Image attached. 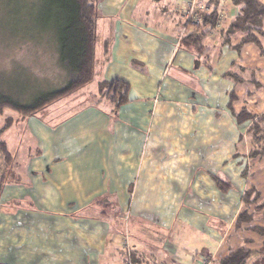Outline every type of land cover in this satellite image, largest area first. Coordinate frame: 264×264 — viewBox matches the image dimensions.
Returning <instances> with one entry per match:
<instances>
[{
  "label": "crops",
  "instance_id": "obj_1",
  "mask_svg": "<svg viewBox=\"0 0 264 264\" xmlns=\"http://www.w3.org/2000/svg\"><path fill=\"white\" fill-rule=\"evenodd\" d=\"M95 1L90 84L97 91L101 81L125 82L129 101L114 112L111 103L86 104L92 90L86 101L78 90L74 109L63 106L65 96L15 115L22 163L29 161L22 182L1 190L0 262L215 264L244 239L247 249L259 248L258 235L234 226L249 183L264 196V161L244 156L247 125H237L233 112H264V56L252 44L222 47L214 34L196 63L178 47L188 30L185 0ZM211 1L197 4L210 10ZM232 2L214 4L223 26L236 14ZM236 62L256 70L261 89L224 78ZM213 177L232 187L221 194ZM252 225H263L259 213Z\"/></svg>",
  "mask_w": 264,
  "mask_h": 264
},
{
  "label": "trees",
  "instance_id": "obj_2",
  "mask_svg": "<svg viewBox=\"0 0 264 264\" xmlns=\"http://www.w3.org/2000/svg\"><path fill=\"white\" fill-rule=\"evenodd\" d=\"M20 2V0H17ZM217 0L206 3L211 8L209 11H199V23L197 25L185 21L188 29L179 40L178 47L190 53L196 59V63L207 51L205 40L214 34L220 39L222 47L230 46L235 52L247 44H252L264 56V2L260 0H233L232 7L236 8V14L228 25L223 26V15L219 8L214 5ZM38 5L34 11L35 19L28 28L32 29L37 36L41 35L50 39V50L58 62L59 70L66 75L61 82L62 87L41 94L28 105L16 103L12 98L0 93V117L5 109L12 110L21 118L40 111L41 108L52 104V102L62 99L68 94H72L87 85L94 77L95 67V19L96 1L95 0H34ZM33 4V0H30ZM184 12V11H183ZM222 16V24L218 25V17ZM38 32H36V31ZM35 33L32 35L35 37ZM238 35L236 43L232 38ZM24 40V39H23ZM20 48L22 44H17ZM49 47V46H48ZM53 60V59H51ZM236 69L225 73L224 78L230 79L234 85L248 83L252 84L256 90L261 89V85L256 80V70L246 69L241 63H235ZM208 66V65H207ZM66 80V81H65ZM125 82L115 80L101 81L97 91L93 93L92 101L111 103L116 112L123 104L128 103V88ZM236 100L234 91L229 94L228 108L232 112V104ZM235 123L246 126L240 141L246 144L247 153L244 154L248 159H258L264 161V112L255 115L248 112L246 108H241L239 113L233 112ZM17 119L7 117L4 124L0 125V194L2 188L9 181L16 180L18 174L12 173L15 166L8 145L2 141V136L9 130ZM238 156V155H235ZM243 173V176H246ZM11 178L12 180L8 179ZM18 179V178H17ZM213 183L221 194H225L232 187L231 182H227L220 177H213ZM243 210L237 215L235 229L246 228L253 234H257L262 239L261 248L251 251L246 248L248 240L236 249L222 257L215 264H248L251 258L261 257L264 263V199L261 198L258 190L253 186L243 192L241 197ZM252 209V212H250ZM255 213H259L263 225H252ZM129 261V260H128ZM256 260L254 264H260ZM0 264H5L1 263ZM134 264V263H131Z\"/></svg>",
  "mask_w": 264,
  "mask_h": 264
},
{
  "label": "rangeland",
  "instance_id": "obj_3",
  "mask_svg": "<svg viewBox=\"0 0 264 264\" xmlns=\"http://www.w3.org/2000/svg\"><path fill=\"white\" fill-rule=\"evenodd\" d=\"M33 4L34 5L30 4V0H20V2L17 0H0V93L9 96L16 103L22 105H28V103H31L43 93L59 89L62 87V80L66 77V75L58 69V62L52 55L53 51L50 50L52 43L49 44L50 39L41 35L37 36L36 33L27 26L33 22V19H35L34 11L37 9L38 5L34 3V0ZM34 33L35 37L32 36ZM17 44H22L23 46L20 48ZM93 86L94 85L92 83L80 89L82 93L81 95H83L85 101L87 99V95H84V91L92 90V93H95L96 90H94ZM66 96H68L69 99L63 102V106L69 107V109H74L75 106H77V100L81 102V98L76 100L75 95L71 94ZM90 101H92V99L89 97V99L86 101V104ZM15 115L16 114L12 112V110L6 108L4 114L0 117V125L4 124V120L7 117L15 119ZM19 127L20 126L18 124H14L2 136V141L8 145L11 155L14 157V162L18 165L17 167L13 166L14 170L11 171L15 174H21L23 168L20 167H25L26 163L29 161L26 160L27 162L25 161L22 163V161L26 159V154L24 153L25 146L17 145L21 137V130ZM30 147L33 148L34 146ZM19 148L22 151H17ZM1 161L2 157L0 156V163ZM19 161H21L20 164ZM24 169L23 172L25 174L24 176L26 177V168ZM13 176H15L16 180L13 179V181H9L10 184H20V182H22L20 176ZM8 179L12 180L11 178ZM256 179L257 178H255V180ZM260 180L264 182V178ZM250 184L251 183H249V187L247 189L252 186L255 187V184ZM247 189H245V191ZM258 192L260 193V191ZM260 195L261 198L264 199L263 194L260 193ZM250 212H252V209H250ZM245 240L251 242L249 239H244V241ZM260 248L261 245L255 250H249L256 252V250ZM128 250L126 251L127 257H129L131 253L129 245ZM253 259L254 260L251 261L252 264H254L256 260H260L259 263L264 264L261 257L257 258L256 256V258ZM128 260L130 263H132L130 257ZM207 261L209 264H212L211 260ZM247 263L250 264L249 261H247Z\"/></svg>",
  "mask_w": 264,
  "mask_h": 264
},
{
  "label": "built area",
  "instance_id": "obj_4",
  "mask_svg": "<svg viewBox=\"0 0 264 264\" xmlns=\"http://www.w3.org/2000/svg\"><path fill=\"white\" fill-rule=\"evenodd\" d=\"M197 1L198 0H185L184 1V12H183V18H184V21L186 22H191L195 25H197L199 23V11H209L208 8L202 6V5H198L197 4ZM222 16L220 15L218 17V25H221L222 24ZM125 248L128 250V245L125 243ZM129 252V250H128ZM128 264H131L129 261H128ZM200 264H209V262L207 260L205 261H201Z\"/></svg>",
  "mask_w": 264,
  "mask_h": 264
},
{
  "label": "bare ground",
  "instance_id": "obj_5",
  "mask_svg": "<svg viewBox=\"0 0 264 264\" xmlns=\"http://www.w3.org/2000/svg\"><path fill=\"white\" fill-rule=\"evenodd\" d=\"M205 260H206L205 258H201V260H199L198 262L205 261Z\"/></svg>",
  "mask_w": 264,
  "mask_h": 264
}]
</instances>
